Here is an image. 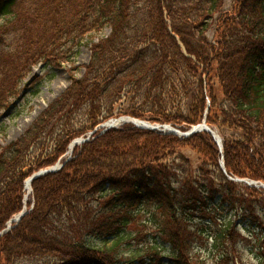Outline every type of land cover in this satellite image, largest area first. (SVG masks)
I'll list each match as a JSON object with an SVG mask.
<instances>
[{
  "label": "trees",
  "instance_id": "obj_1",
  "mask_svg": "<svg viewBox=\"0 0 264 264\" xmlns=\"http://www.w3.org/2000/svg\"><path fill=\"white\" fill-rule=\"evenodd\" d=\"M23 1L0 0V112L36 64L71 61L85 37L111 31L91 43L84 73L0 148V231L23 207L25 179L55 164L73 139L120 115L186 129L202 120L207 97V121L224 137L226 170L264 181V0H236L226 13L223 0ZM227 129L236 137L227 138ZM181 147L205 159L198 175L177 153ZM220 157L207 132L180 139L125 124L97 133L60 170L32 182L34 206L0 237V262L120 264L118 248L145 208L157 210L159 218L151 212L150 219L162 243L138 252L134 264H197L188 256L203 234L194 221L216 225L219 208L217 262H231L230 249L244 238L231 212L243 210L242 224L264 229L256 214L264 204L248 208L242 190L262 192L230 180ZM170 223L178 228L173 236ZM162 247L169 262L161 260ZM258 250L264 262V241Z\"/></svg>",
  "mask_w": 264,
  "mask_h": 264
},
{
  "label": "rangeland",
  "instance_id": "obj_2",
  "mask_svg": "<svg viewBox=\"0 0 264 264\" xmlns=\"http://www.w3.org/2000/svg\"><path fill=\"white\" fill-rule=\"evenodd\" d=\"M223 1L224 2L221 12H232V8L236 0ZM28 3V0H24L21 5L26 7ZM3 19V17H0V32L3 31L4 27H1L4 22ZM110 31L111 28L106 26L96 35L93 33L91 36H89L90 38L85 37L81 45L78 47V49H76V53L74 54L71 61L63 62L61 65L53 66H47L44 64V62H40L32 68L30 74L24 79L23 83L19 85V87L22 89V92L21 95L16 98L15 103L17 107L11 105L9 108L3 110L0 113V148L6 143L16 139L48 106V104L65 90L73 75L81 76L84 73V65L90 59L91 43L97 42L101 37L108 35ZM209 35L212 38L214 33L211 32ZM14 36L15 33L9 34V43L10 39L12 40ZM215 87L217 90L220 89L219 84H216ZM35 89L39 90L37 94L33 93ZM236 132L238 131L227 129L225 133L227 138H233L236 137L234 134ZM68 150L64 154L66 157L68 156ZM177 153L190 158L194 174L198 175L200 165L205 159L196 151L190 149V147L178 148ZM171 157L172 156L170 155L167 156L165 162ZM57 163H59V160L50 166H54ZM237 187L240 190V186L237 185ZM242 192L247 201V206L249 209L253 206V204H256L254 202H260V199L262 200L261 204H264V190L261 191L262 194L253 192L249 193L246 190H242ZM26 195V204H28L31 199V194H27V186L24 187V198ZM26 208H30L29 205H26ZM151 212L156 214L158 217L157 210L155 208H145L141 214L136 217V220H134L133 224L128 227L127 237L123 238L122 243L118 248L121 253V257L118 255V258H120L121 262L120 264H133L130 262L135 260L136 256H138V252L142 251L144 253L145 249L149 251L150 249L148 246H150V244H154L155 241L162 243L161 239L158 237L160 234L158 225L154 220L150 219ZM243 212V210H240L239 215H241ZM256 214L264 221V212L260 210V206L256 208ZM239 215L236 213V210L231 212V218L240 223V220L238 219ZM224 216L221 217L220 222H217L216 225H213L211 229L209 228V233L211 234H207L205 232L201 238L194 237L191 242V248L193 249V252L188 254L191 261L197 264H264L260 258V251L258 250L264 241V229L255 227L253 224L248 226L242 224L243 230H241V234L244 236V238L241 240V242H238L234 248L230 249L229 256L233 261L217 262L218 251L214 247L215 240L213 235L217 234V232L221 230ZM194 223L196 225H202L200 228H198V232L200 233V231L204 228V224L202 222L199 223V221H194ZM168 228H170V233L172 236V229L178 230V228L176 226L174 227L172 223L169 224ZM161 251L163 254H169V249L167 247ZM235 259H238L239 262H234ZM5 263L6 262H0V264ZM24 263L25 262H22V264Z\"/></svg>",
  "mask_w": 264,
  "mask_h": 264
},
{
  "label": "water",
  "instance_id": "obj_3",
  "mask_svg": "<svg viewBox=\"0 0 264 264\" xmlns=\"http://www.w3.org/2000/svg\"><path fill=\"white\" fill-rule=\"evenodd\" d=\"M123 122H131L134 125L141 127V128L152 129V130L160 131V132H164V133L177 134L181 137H188V136H191L194 133L199 132L201 130H206V131L210 132L214 136V138H217V140L219 139V136L217 135V133L215 131H213L208 126V124L206 123L205 120H203V122L200 124L192 126L191 129H189L187 131H182L181 129L176 128L170 124L154 123V122L141 120V119L130 117V116L121 117L118 119H112V120L107 121L106 123L100 125L99 127L103 128V132H104L105 130H108L109 128H112V127H116L118 124H122ZM96 131H97V129H95L93 132H96ZM87 140H88L87 138H78L75 141H76V143H78V142L82 143V142L87 141ZM62 166H63V164H56L55 166L41 169L37 173L33 174L29 179H27L26 182H27V184L30 185L33 179H36V178H38L42 175L48 174V173L56 172ZM26 213H27V210H26V207H24L22 212H20L10 222L15 223V224L18 223ZM13 226L14 225H12V224H8L7 229L0 232V235H2L4 232L11 229Z\"/></svg>",
  "mask_w": 264,
  "mask_h": 264
},
{
  "label": "bare ground",
  "instance_id": "obj_4",
  "mask_svg": "<svg viewBox=\"0 0 264 264\" xmlns=\"http://www.w3.org/2000/svg\"><path fill=\"white\" fill-rule=\"evenodd\" d=\"M29 190H30V186L27 185V194H29ZM26 199H27V195H26Z\"/></svg>",
  "mask_w": 264,
  "mask_h": 264
}]
</instances>
